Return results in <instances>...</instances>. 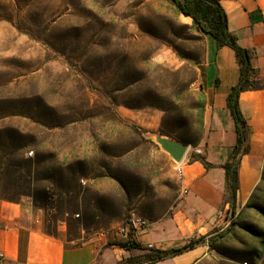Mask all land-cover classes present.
Wrapping results in <instances>:
<instances>
[{"label":"rangeland","instance_id":"374dc122","mask_svg":"<svg viewBox=\"0 0 264 264\" xmlns=\"http://www.w3.org/2000/svg\"><path fill=\"white\" fill-rule=\"evenodd\" d=\"M202 58L201 33L172 0H0V201L107 244L130 211L168 209L183 160L155 134L188 145L187 158L201 154ZM30 181L39 204L75 211L33 208L20 195ZM146 253L125 264H144ZM238 258L264 264V246L261 259Z\"/></svg>","mask_w":264,"mask_h":264},{"label":"crops","instance_id":"0c3cea01","mask_svg":"<svg viewBox=\"0 0 264 264\" xmlns=\"http://www.w3.org/2000/svg\"><path fill=\"white\" fill-rule=\"evenodd\" d=\"M219 2L238 45L250 51L253 78L264 83V0ZM201 35L203 58L196 69L205 108L198 148L213 166L206 168L199 160L185 157L180 163L179 193L174 203L145 217L150 226L136 236V243L167 249L180 247L190 239L201 240L155 264H235L244 253L254 261L263 255L264 87L243 90L238 96L240 111L251 132L249 150L240 158L239 187L234 206L230 207L222 164L232 149L235 134L226 96L238 81L240 64L229 46H217L211 36ZM32 212L31 206L26 209L20 202L0 201V264H119L143 250L107 244L100 232L85 238L68 237L64 225L58 227L56 236L48 235L32 218ZM220 231L222 236L217 234Z\"/></svg>","mask_w":264,"mask_h":264},{"label":"trees","instance_id":"16d2710c","mask_svg":"<svg viewBox=\"0 0 264 264\" xmlns=\"http://www.w3.org/2000/svg\"><path fill=\"white\" fill-rule=\"evenodd\" d=\"M176 6L179 13L191 18L193 25L198 29L201 34L211 36L215 41L217 46L227 45L234 50L239 61V77L238 81L231 86L227 96H226V106L230 112V115L234 121V134L235 142L230 150L226 161L222 164V167L225 171V188L228 194V202L230 207L234 206L236 191L238 190V169L240 164V158L243 154L249 150V137L251 132V126L247 123L246 119L242 115L239 107L238 96L241 91L246 89H259L264 87V83L257 81L253 78L255 69L251 63L250 51L246 48H243L237 43V36L229 30L227 16L222 8L219 0H172ZM17 136V139L21 135L18 131H13ZM26 148V145L21 146V151ZM190 160H199L206 168H210L213 164L208 163L204 156L200 154H192ZM27 162L33 164L30 159H27ZM63 169H69V165L66 163L63 166ZM76 171V170H75ZM28 177H32L33 168L27 169ZM77 172V171H76ZM20 195H27L32 198V207L46 210L48 207L56 208L58 207L59 213L62 215L67 214V216L75 211L72 207H64L63 204L60 206L50 203L48 199L45 202L39 204L38 200L35 197V185L32 181L27 186L26 190L23 191ZM51 198V197H48ZM12 202H19L17 199L11 200ZM50 208V209H51ZM54 214V213H53ZM55 223H46L43 221L41 229L44 233L48 235L56 236L58 233V224L59 219L56 215ZM65 218L60 219L64 221ZM65 222V221H64ZM67 231L69 229V224L66 222ZM69 234V231H68ZM218 236L223 235V231L217 233ZM201 237L197 239H190L187 243L180 247H171L167 249H158L154 248L149 250V253L143 255L144 264H155L157 261L168 258L170 256L176 255L188 248H191L198 242H200ZM113 244V243H111ZM125 249L130 248H139L145 250V247L140 246L136 242L130 244H121L114 243ZM131 257H128L126 261ZM125 259L120 261L119 264H125Z\"/></svg>","mask_w":264,"mask_h":264},{"label":"built area","instance_id":"2783aa9c","mask_svg":"<svg viewBox=\"0 0 264 264\" xmlns=\"http://www.w3.org/2000/svg\"><path fill=\"white\" fill-rule=\"evenodd\" d=\"M150 226V222L141 216L138 212L132 210L129 212L126 220L114 230V236L118 243L130 244L136 242V236L145 231ZM146 250L154 249L151 243L145 245Z\"/></svg>","mask_w":264,"mask_h":264},{"label":"water","instance_id":"95a60500","mask_svg":"<svg viewBox=\"0 0 264 264\" xmlns=\"http://www.w3.org/2000/svg\"><path fill=\"white\" fill-rule=\"evenodd\" d=\"M155 142L176 163H180L183 160L188 150V145L160 133L155 134Z\"/></svg>","mask_w":264,"mask_h":264}]
</instances>
